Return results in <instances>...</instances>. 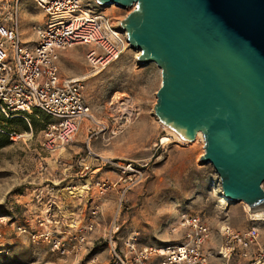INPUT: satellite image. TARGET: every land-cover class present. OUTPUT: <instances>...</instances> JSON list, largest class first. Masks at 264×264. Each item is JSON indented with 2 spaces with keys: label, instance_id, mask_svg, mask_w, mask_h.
<instances>
[{
  "label": "built area",
  "instance_id": "obj_1",
  "mask_svg": "<svg viewBox=\"0 0 264 264\" xmlns=\"http://www.w3.org/2000/svg\"><path fill=\"white\" fill-rule=\"evenodd\" d=\"M21 1L0 0V115L23 120L45 116L39 170L45 173L48 160L71 175L65 185H60L63 179L43 180L30 187L28 202L17 204L27 209L28 218L13 231L32 245H44L64 264H95L96 258L88 256L94 242L106 253V264H207L209 259L264 264V207L244 210L241 229L226 222L211 229L200 215H181L167 226L176 236L171 244L141 246L137 233L121 235V203L144 180L146 164L99 156L90 151L88 140L83 152L71 146L80 125L91 118L84 83L129 50L126 35L119 20L91 8L94 0H28L43 19L31 26L34 40L28 45L20 34ZM77 45L86 47L88 72L64 77L59 53ZM108 196L115 207L105 222L102 201ZM9 219L0 218V224L12 226Z\"/></svg>",
  "mask_w": 264,
  "mask_h": 264
},
{
  "label": "rangeland",
  "instance_id": "obj_2",
  "mask_svg": "<svg viewBox=\"0 0 264 264\" xmlns=\"http://www.w3.org/2000/svg\"><path fill=\"white\" fill-rule=\"evenodd\" d=\"M89 3L95 12L113 21H121L129 13L127 9ZM19 9L21 39L29 45L34 40L31 26L41 22L42 15L28 0H22ZM85 50V46L77 45L59 53L62 76L78 77L88 72L83 59ZM159 86L160 73L155 65L141 67L137 53L130 50L88 77L83 96L91 118L80 125L71 148L83 152L88 140L90 151L99 156L146 164L144 180L126 194L118 215L121 235L137 233L141 246L171 244L176 236L168 232L167 226L181 215H200L211 229L222 222L241 229L243 211L248 207L242 203L227 205L221 197L219 180L212 167L198 161L203 154V142L197 139L180 142L158 124L153 106ZM113 96L121 98L116 100ZM32 119L12 122L7 127L11 132L7 144L0 147V218L8 217L13 222L12 226L0 224V264H64L44 245H32L13 231L14 225L23 224L28 218L27 209L17 204L28 202L30 187L43 180L63 179L60 185H65L71 175L69 170L62 173V167L55 168L48 160L45 173L39 170V160L44 156L39 148L41 130L47 119L41 116ZM127 119L130 124L125 126ZM69 161L65 160L66 166ZM261 188L264 190V182ZM114 207L113 196L102 201V221L111 217ZM215 239L216 243V236ZM92 249L88 256L96 258L95 264H106L101 244L94 242ZM207 264L224 262L209 259Z\"/></svg>",
  "mask_w": 264,
  "mask_h": 264
},
{
  "label": "water",
  "instance_id": "obj_3",
  "mask_svg": "<svg viewBox=\"0 0 264 264\" xmlns=\"http://www.w3.org/2000/svg\"><path fill=\"white\" fill-rule=\"evenodd\" d=\"M129 13L128 49L160 73L153 113L199 133L227 205L264 207V0H94Z\"/></svg>",
  "mask_w": 264,
  "mask_h": 264
},
{
  "label": "trees",
  "instance_id": "obj_4",
  "mask_svg": "<svg viewBox=\"0 0 264 264\" xmlns=\"http://www.w3.org/2000/svg\"><path fill=\"white\" fill-rule=\"evenodd\" d=\"M37 116H41L46 118L45 116L42 115H37ZM33 115L28 116L27 119L29 120H33L32 119ZM16 119H21V118H9V119H5L2 117V115H0V147H3L4 145L7 144V137H9V135H11V132L7 131V127L14 121H17ZM47 119V118H46ZM23 120V119H22Z\"/></svg>",
  "mask_w": 264,
  "mask_h": 264
},
{
  "label": "bare ground",
  "instance_id": "obj_5",
  "mask_svg": "<svg viewBox=\"0 0 264 264\" xmlns=\"http://www.w3.org/2000/svg\"><path fill=\"white\" fill-rule=\"evenodd\" d=\"M137 56H138V54H137ZM96 75V73L95 74H93L92 76H95ZM119 96H121V95H119ZM113 97H116L117 98V96H113ZM115 98V99H116ZM121 98V97H120ZM120 98H117L116 100H120ZM128 118V117H127ZM157 122H158V124L161 126V127H163V128H165V129H167L178 141H180V142H184L181 138H179L176 134H175V132H173L170 128H168V127H166L165 125H163L162 123H160L158 120H157ZM126 124H125V126L127 125V124H130V122L128 121V119L126 120V122H125ZM124 126V127H125ZM201 140L202 141V138H201V135L199 134V133H197L196 134V137H195V140ZM220 194H221V197L223 198V195H222V192H220ZM226 202H229L228 200H226L225 198H223ZM244 206L247 208V206L244 204Z\"/></svg>",
  "mask_w": 264,
  "mask_h": 264
}]
</instances>
